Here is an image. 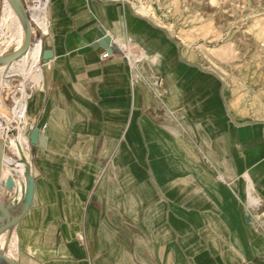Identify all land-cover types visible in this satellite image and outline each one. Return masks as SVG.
<instances>
[{"label":"crops","instance_id":"crops-1","mask_svg":"<svg viewBox=\"0 0 264 264\" xmlns=\"http://www.w3.org/2000/svg\"><path fill=\"white\" fill-rule=\"evenodd\" d=\"M28 2L34 44L0 67L12 157L0 192L16 204L30 173L34 195L0 252L20 264H264V93L232 85L129 0ZM100 30L118 51L94 47ZM17 133L31 166L15 159Z\"/></svg>","mask_w":264,"mask_h":264},{"label":"rangeland","instance_id":"rangeland-1","mask_svg":"<svg viewBox=\"0 0 264 264\" xmlns=\"http://www.w3.org/2000/svg\"><path fill=\"white\" fill-rule=\"evenodd\" d=\"M129 1L158 23L166 18V32L196 47L203 64L232 85L248 84L264 93V0Z\"/></svg>","mask_w":264,"mask_h":264},{"label":"water","instance_id":"water-1","mask_svg":"<svg viewBox=\"0 0 264 264\" xmlns=\"http://www.w3.org/2000/svg\"><path fill=\"white\" fill-rule=\"evenodd\" d=\"M6 2L14 10L20 19L23 30H24V42L19 47L17 46L18 37L20 34L18 32L8 33L5 29V8ZM11 38L13 44L8 47V51L4 54L0 52V67H9L12 63L23 57L30 50V47L34 44V31L32 27L31 15L26 6V0H2L1 3V13H0V40ZM103 46L111 54L115 50H119L113 43L112 37L108 35L104 30H100L98 33V41L94 47ZM44 60L51 59L53 57V52L51 49H44L42 53ZM29 130V129H28ZM39 130L33 129L31 131V142L33 144L38 143ZM4 146L0 140V184L3 174L4 166ZM34 195V178L30 173L27 174V188L26 193L21 202V205L8 203L4 201L3 196L0 192V235L3 234L8 229L12 228L19 220L21 215L29 208L32 198ZM22 211L20 213L19 211ZM19 212V213H15ZM0 264H20L18 261L12 259L9 255L4 252H0Z\"/></svg>","mask_w":264,"mask_h":264},{"label":"bare ground","instance_id":"bare-ground-1","mask_svg":"<svg viewBox=\"0 0 264 264\" xmlns=\"http://www.w3.org/2000/svg\"><path fill=\"white\" fill-rule=\"evenodd\" d=\"M15 27H17L16 32H18L19 34H20L21 30H22V42L20 44V45H22L23 42H24V30H23L22 23H21L20 19L18 18V15L14 12V10L6 2V8H5V29L7 31H13L15 29ZM18 40H19V37H18ZM12 44H13V42H12L11 38H6V39H1L0 40V45L2 46L3 49L10 47V45H12ZM36 45H39V37L36 38ZM17 46H18V43H17ZM2 48H0V49H2ZM6 131H7V129H6ZM10 142L12 144V147L15 148V150L17 151L15 159H17L19 161H22V163H25V164L31 166V162H32L31 161V157H30L29 153L25 150V146H26V143H27V138L22 133H17V135H15V136H10ZM45 142H46V140L42 139L41 145H44ZM5 158L8 159V160L12 159V157L9 156V154H7V153L5 154ZM22 201H23V199H21L20 201H17L16 204L19 203V202H22Z\"/></svg>","mask_w":264,"mask_h":264},{"label":"built area","instance_id":"built-area-1","mask_svg":"<svg viewBox=\"0 0 264 264\" xmlns=\"http://www.w3.org/2000/svg\"><path fill=\"white\" fill-rule=\"evenodd\" d=\"M29 2H28V0H26V6H27V8H28V11H29V4H28ZM30 12V11H29ZM110 56V53L109 52H105V53H103L102 54V58L104 59V58H107V57H109ZM46 127V125H44V128Z\"/></svg>","mask_w":264,"mask_h":264}]
</instances>
